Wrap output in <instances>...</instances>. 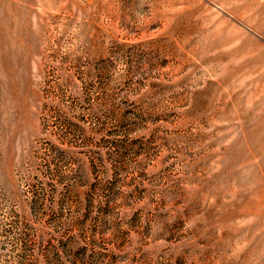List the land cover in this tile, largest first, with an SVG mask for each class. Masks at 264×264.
I'll use <instances>...</instances> for the list:
<instances>
[{"label":"rangeland","instance_id":"374dc122","mask_svg":"<svg viewBox=\"0 0 264 264\" xmlns=\"http://www.w3.org/2000/svg\"><path fill=\"white\" fill-rule=\"evenodd\" d=\"M0 264H264V0H0Z\"/></svg>","mask_w":264,"mask_h":264}]
</instances>
